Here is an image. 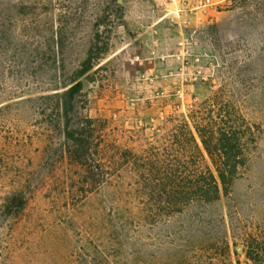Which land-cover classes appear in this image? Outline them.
<instances>
[{"label":"rangeland","instance_id":"1","mask_svg":"<svg viewBox=\"0 0 264 264\" xmlns=\"http://www.w3.org/2000/svg\"><path fill=\"white\" fill-rule=\"evenodd\" d=\"M75 84L72 104L57 97ZM210 98L256 131L230 194L175 209L123 162L95 180L97 158L142 152ZM57 106L101 143L75 153L83 164ZM0 171L25 172L39 196L0 215V264H264V0H0Z\"/></svg>","mask_w":264,"mask_h":264},{"label":"trees","instance_id":"2","mask_svg":"<svg viewBox=\"0 0 264 264\" xmlns=\"http://www.w3.org/2000/svg\"><path fill=\"white\" fill-rule=\"evenodd\" d=\"M78 87L75 84L57 97L63 98L66 104H72ZM210 100L208 106L200 104L191 108L189 114L168 119L170 126L165 124L154 131L153 140L142 152L121 149L120 155L109 162H105L107 158H97L95 180L99 179V170L104 166H122L123 162L125 165L144 167L150 180L149 189L158 192L159 199H168L175 209L204 205L205 210L223 195L230 194L236 182L246 176L238 168L251 163V152L256 147V131L248 117L236 106L221 105L217 98ZM57 107L65 109V138L72 143L68 146V154L75 163L83 164L86 158L76 157L75 153L80 150L87 153L93 144L83 132L77 134L79 130L75 127L80 122L69 115L75 106ZM86 119L94 128V120ZM198 137L216 170L211 169ZM99 145L101 143L93 145V149L96 151ZM32 182L25 172L0 171V215L7 212L17 214L38 200L36 189L31 187Z\"/></svg>","mask_w":264,"mask_h":264},{"label":"built area","instance_id":"3","mask_svg":"<svg viewBox=\"0 0 264 264\" xmlns=\"http://www.w3.org/2000/svg\"><path fill=\"white\" fill-rule=\"evenodd\" d=\"M200 2L204 3V0H200ZM196 40L191 36L183 37L179 43H178V52L180 55L186 57V56H192V48L195 45ZM201 74V70L196 73V76L198 74Z\"/></svg>","mask_w":264,"mask_h":264},{"label":"water","instance_id":"4","mask_svg":"<svg viewBox=\"0 0 264 264\" xmlns=\"http://www.w3.org/2000/svg\"><path fill=\"white\" fill-rule=\"evenodd\" d=\"M239 250H240V251L242 250V246L239 247Z\"/></svg>","mask_w":264,"mask_h":264}]
</instances>
